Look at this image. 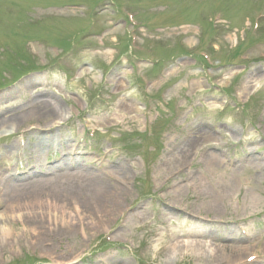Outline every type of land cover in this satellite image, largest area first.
Wrapping results in <instances>:
<instances>
[{
	"label": "rangeland",
	"instance_id": "rangeland-1",
	"mask_svg": "<svg viewBox=\"0 0 264 264\" xmlns=\"http://www.w3.org/2000/svg\"><path fill=\"white\" fill-rule=\"evenodd\" d=\"M2 122L0 264H264V0H0Z\"/></svg>",
	"mask_w": 264,
	"mask_h": 264
},
{
	"label": "bare ground",
	"instance_id": "bare-ground-1",
	"mask_svg": "<svg viewBox=\"0 0 264 264\" xmlns=\"http://www.w3.org/2000/svg\"><path fill=\"white\" fill-rule=\"evenodd\" d=\"M16 119L15 118H12L10 121H5L4 123L5 124H12L13 122H15ZM3 124L0 123V125ZM4 124V125H5ZM208 140H211V134L209 133L208 135ZM257 155V154H256ZM254 154H252V159H251V162L253 164H255L257 161H259L260 159ZM15 175V174H14ZM14 175H11L10 178L15 180L14 182V185H7L8 187H12L13 190H21V189H26L24 188V184L20 183L22 179H20L21 177L20 176H17L16 178H14ZM72 178L73 179H76L77 177H75L73 174H72ZM77 181H81V183H85L86 180L84 178H77L76 179ZM17 184V185H16ZM14 187H16L14 189ZM83 193L85 194H89L91 193L92 195H95V188L93 185H91V181L89 179V183L83 185V187L81 188ZM102 193H105L104 190H101ZM99 198V197H98ZM100 199V198H99ZM101 203V202H100ZM14 207V205H12ZM38 209H40L39 211V214H37L38 216H42V217H48V221L50 222L51 220L53 221L54 220V224H59L61 226H64V227H67V228H74L75 227V230H76V226H80V229H82L83 233H85V225L84 223L82 222V218L80 217L81 216V213H80V208H76L75 209V212H71V211H68L67 209V206L66 205H60L56 202H42V204H40L38 206ZM38 213L37 210L35 211V209L33 208L32 211H30L29 213L30 214H33V213ZM106 216H108L107 214V210H103V209H100V212H97L95 215H94V219H98V220H107V219H104ZM20 217V216H19ZM76 217V218H75ZM77 218H79L78 220H80V223L77 222ZM94 224H97L98 221L96 222H93ZM56 225H54L55 227ZM86 234V233H85ZM177 246L174 245V248H176ZM245 250H249V249H246L244 248ZM175 250V249H174ZM209 250V253H213V249L210 248L208 249Z\"/></svg>",
	"mask_w": 264,
	"mask_h": 264
}]
</instances>
